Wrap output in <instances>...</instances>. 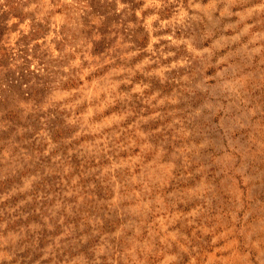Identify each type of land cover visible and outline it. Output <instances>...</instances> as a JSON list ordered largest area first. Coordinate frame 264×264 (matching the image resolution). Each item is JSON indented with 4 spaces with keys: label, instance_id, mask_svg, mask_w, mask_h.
Masks as SVG:
<instances>
[{
    "label": "clouds",
    "instance_id": "clouds-1",
    "mask_svg": "<svg viewBox=\"0 0 264 264\" xmlns=\"http://www.w3.org/2000/svg\"><path fill=\"white\" fill-rule=\"evenodd\" d=\"M5 13L0 264H264V0Z\"/></svg>",
    "mask_w": 264,
    "mask_h": 264
},
{
    "label": "rangeland",
    "instance_id": "rangeland-1",
    "mask_svg": "<svg viewBox=\"0 0 264 264\" xmlns=\"http://www.w3.org/2000/svg\"><path fill=\"white\" fill-rule=\"evenodd\" d=\"M14 11L16 12L17 15L20 14L19 11L15 10V9H14ZM7 15H8V14L5 13V14H4V17H0V20H2V19H6V18H7Z\"/></svg>",
    "mask_w": 264,
    "mask_h": 264
}]
</instances>
